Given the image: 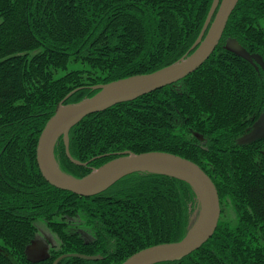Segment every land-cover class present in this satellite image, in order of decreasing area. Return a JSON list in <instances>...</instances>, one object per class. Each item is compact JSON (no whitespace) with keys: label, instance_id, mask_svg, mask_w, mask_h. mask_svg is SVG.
I'll list each match as a JSON object with an SVG mask.
<instances>
[{"label":"trees","instance_id":"obj_1","mask_svg":"<svg viewBox=\"0 0 264 264\" xmlns=\"http://www.w3.org/2000/svg\"><path fill=\"white\" fill-rule=\"evenodd\" d=\"M212 2L0 0V264H51L72 253L95 259L65 256L56 264H119L184 236L194 195L185 180L134 172L80 196L43 179L35 147L59 102L189 53ZM228 38L264 59V0L236 2L194 71L73 125L68 152L84 165L68 160L60 137L52 148L59 169L73 177L124 151L172 153L205 172L218 195L215 230L186 256L154 264H264V135L237 140L264 110V70L224 48ZM38 221L58 243L32 259L25 248Z\"/></svg>","mask_w":264,"mask_h":264},{"label":"water","instance_id":"obj_2","mask_svg":"<svg viewBox=\"0 0 264 264\" xmlns=\"http://www.w3.org/2000/svg\"><path fill=\"white\" fill-rule=\"evenodd\" d=\"M238 0H213L203 21L197 40L175 62L155 71L134 74L94 86L96 92L73 103L59 102L52 115L45 121L37 137L35 160L43 179L53 187L80 196L101 192L121 177L134 172L160 173L188 182L199 195L202 215L195 227L174 242L159 243L140 249L119 264H154L179 259L198 249L213 233L219 219V202L216 188L205 172L194 162L164 151H146L134 154L124 151L91 169L81 177H71L59 171L52 159V148L60 135L64 154L77 165L84 163L71 158L68 152V130L82 117L102 111L111 105L132 100L142 94L175 82L199 67L218 43L227 19ZM83 259L95 257L82 254L60 255Z\"/></svg>","mask_w":264,"mask_h":264},{"label":"rangeland","instance_id":"obj_3","mask_svg":"<svg viewBox=\"0 0 264 264\" xmlns=\"http://www.w3.org/2000/svg\"><path fill=\"white\" fill-rule=\"evenodd\" d=\"M223 46H224V48H227L230 51L235 52L236 55L244 57L247 61L251 62L254 67L262 68L264 70V59L257 53H255V54L254 53H248L235 39H232V38L226 39L224 41ZM72 67H73L72 64H68L69 69H71ZM60 73L61 72L57 73V75H59ZM262 135H264V110L262 112H260L258 114V116H256V118H254V120L251 123V125L249 126V128L247 130H245L244 133L241 134L237 138V140L240 143H246V142L254 140V139H256ZM59 137L61 138V136L59 135L56 138V140ZM52 159H53V162L55 163V165L57 166V168L59 169V165L54 160L53 156H52ZM59 171L65 175H67V176L73 177V175L66 174L61 169H59ZM155 174H160V173H155ZM160 175H165V174H160ZM172 177H174V176H172ZM193 194H194L193 195V201H192V204L190 206L191 211H190L189 216H188L186 233H184V235H186L190 229L195 227L196 223L198 222L199 216L202 212V208H203L200 197L195 192L194 189H193ZM223 210H224V215L226 216L225 219L232 221L234 216H235L234 210L228 205L224 206ZM35 227H36L35 235L25 248L28 251V256L32 259H36V258H40V257L45 256L48 253L51 245H55L58 243L57 242L58 240H57V237L55 236V234L53 232H51L45 226V224L42 221H38L36 223ZM79 231H81V230L79 229ZM79 234L82 235L83 238H87L89 235V233H83V232L79 233Z\"/></svg>","mask_w":264,"mask_h":264},{"label":"bare ground","instance_id":"obj_4","mask_svg":"<svg viewBox=\"0 0 264 264\" xmlns=\"http://www.w3.org/2000/svg\"><path fill=\"white\" fill-rule=\"evenodd\" d=\"M201 215H202V212H201V214H200L199 218L201 217Z\"/></svg>","mask_w":264,"mask_h":264}]
</instances>
